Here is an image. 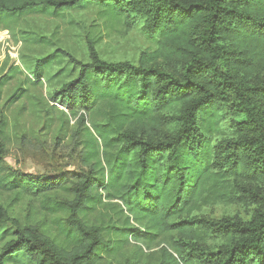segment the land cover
<instances>
[{
	"label": "trees",
	"instance_id": "obj_1",
	"mask_svg": "<svg viewBox=\"0 0 264 264\" xmlns=\"http://www.w3.org/2000/svg\"><path fill=\"white\" fill-rule=\"evenodd\" d=\"M88 7L123 18L154 46L136 63L103 60L89 41L88 62L61 50L37 62L40 80L65 58L75 78L53 96L104 121L85 127L80 115L88 170L72 187L67 174L7 170L0 124V189L44 196V211L62 216L63 236L20 222L0 203V224L14 229L0 264L17 253L32 264H100L125 241L149 249L159 237L164 245L144 264H264V0H0L8 16ZM224 115L236 118L233 135L216 142ZM59 191L70 198L46 195ZM102 196L121 203L124 222L94 216ZM218 203L253 209L247 221L193 216Z\"/></svg>",
	"mask_w": 264,
	"mask_h": 264
},
{
	"label": "rangeland",
	"instance_id": "obj_2",
	"mask_svg": "<svg viewBox=\"0 0 264 264\" xmlns=\"http://www.w3.org/2000/svg\"><path fill=\"white\" fill-rule=\"evenodd\" d=\"M88 41L93 42L100 57L108 62L136 63L142 52L154 46L139 28L132 27L123 18H111L93 7L63 10L57 15L51 12H29L19 16L0 14V124L5 146L3 163L7 170L43 178L67 174L71 180L67 187L74 185V175L87 172L80 115H84L85 127H90L91 121H104L102 114L83 113L78 105L69 112L53 96L75 78V72L65 58L58 56L52 60L42 70L40 80L36 79L34 72L37 62L56 50L67 52L75 60L88 62ZM166 67L172 69L174 65ZM173 115V111L166 114ZM235 120L230 115L223 117L214 141L231 138V125ZM243 185L256 188L255 183L248 181H243ZM46 195L51 201L70 198L64 191ZM44 201L41 195L20 197L15 192L0 189V203L12 217L63 240L58 224L62 216L44 211ZM102 204L97 205L93 212L98 220L105 218L107 224L119 218L124 220V214L119 212V201L106 200L102 196ZM252 209L251 205L236 203L204 204L194 210L193 216L203 220L247 221ZM13 232L10 224H0V250L13 239ZM111 236L122 240L118 235ZM164 240L163 237L157 238L149 249L141 243L125 241L118 252L105 255L100 264L152 263ZM215 245L217 243L210 242L211 247ZM9 264L32 263L22 253H17Z\"/></svg>",
	"mask_w": 264,
	"mask_h": 264
}]
</instances>
